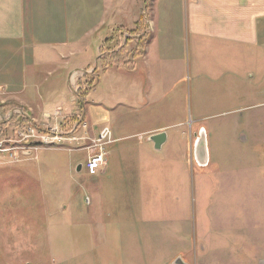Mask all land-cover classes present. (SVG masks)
I'll list each match as a JSON object with an SVG mask.
<instances>
[{
  "label": "rangeland",
  "instance_id": "374dc122",
  "mask_svg": "<svg viewBox=\"0 0 264 264\" xmlns=\"http://www.w3.org/2000/svg\"><path fill=\"white\" fill-rule=\"evenodd\" d=\"M77 1L87 4L88 27L107 4L69 5L76 8ZM125 1L117 0L116 23L88 39L90 57L98 55L99 39L102 54L123 53L124 25L130 28L131 17L146 5L150 17L155 3L132 0L129 17L120 12ZM40 6L52 22L66 16L53 12L50 18V6ZM72 26L74 43L64 50L77 53L81 30ZM12 50L0 66V82L10 73L20 81L14 58L21 52ZM59 76L57 89L71 103L63 115L52 104V111L36 108L33 117L29 105L13 100L12 88L0 83V264H175L178 258L186 264H264V44H191L182 80L162 94L157 118L152 109L140 117L113 106L114 99L124 100V90L110 93L106 81L92 91L95 79L72 76L69 86ZM42 77L34 76L36 82ZM17 95L30 100L28 92ZM104 97L114 101L104 102L110 121L78 124L92 111L88 105ZM156 120L170 135L161 150L140 134ZM202 131L206 166L195 156ZM102 133L109 143L106 168L90 175L87 162Z\"/></svg>",
  "mask_w": 264,
  "mask_h": 264
},
{
  "label": "crops",
  "instance_id": "0c3cea01",
  "mask_svg": "<svg viewBox=\"0 0 264 264\" xmlns=\"http://www.w3.org/2000/svg\"><path fill=\"white\" fill-rule=\"evenodd\" d=\"M41 3L50 6V18L53 12L60 13V17L66 14L62 16V22H52L47 13L39 8ZM81 3L77 1L76 8H73L69 0H0V66L6 60L7 52L14 54L12 48L21 52L20 59L14 58L19 64L16 63V67L21 70L20 81L10 79L12 73L7 74L9 80L4 81L12 88L9 95L13 100L23 105L27 103L34 113L33 117H37L36 108L52 111V104H56L54 110L58 108L62 115L69 110L71 103L57 89L56 76L59 74L61 81L69 86L72 76L95 79L90 84L92 91L106 81L110 93L124 90V100L121 99L124 103L114 99L116 104L113 106H124L131 114L140 117L145 110L152 109L151 115L157 118L158 106L165 99L162 94L173 91L182 80L186 69V50L191 44L196 46L206 41L255 46L264 44V0H155L150 17L146 5L144 11L141 9L140 15L136 11L133 18V4L129 0L128 4L125 1L120 6V12L128 13L132 20L130 28L123 27L124 52L114 50L102 54L104 40L99 39L96 49L99 56L94 52L90 57L92 43L88 39L101 32L111 20L116 23L118 6L117 0H107L106 5L100 6L99 21L92 22L88 27L89 21H84L87 4L84 1ZM97 5L92 6L94 17L99 8ZM70 12L73 15H68ZM73 17L75 20L70 21ZM72 24L81 30L77 45L82 47L77 53L64 50L70 41L74 43ZM139 24L141 27H138ZM117 27L107 36L108 39L111 40ZM48 68H51L50 71ZM34 76L43 77L36 82ZM80 83L84 88L86 81ZM78 91L76 93L80 96ZM17 92H28L30 100H23ZM53 93L58 95L54 97ZM104 98L101 103H90L88 106L92 111L84 113L78 124L90 119L96 127L110 121V108L104 102L112 105L114 101L111 98L104 101ZM158 120L152 123L153 127L140 133L148 134V143L154 150L151 136L168 128ZM169 141L170 135L165 144L168 145Z\"/></svg>",
  "mask_w": 264,
  "mask_h": 264
},
{
  "label": "water",
  "instance_id": "95a60500",
  "mask_svg": "<svg viewBox=\"0 0 264 264\" xmlns=\"http://www.w3.org/2000/svg\"><path fill=\"white\" fill-rule=\"evenodd\" d=\"M150 140L154 143L156 150H161L163 145L168 140V134L161 132L151 136ZM196 160L200 166H206L209 162V155L207 149V139L204 131L201 132L200 138L198 139L195 147ZM82 170V166L78 167V171ZM175 264H186L181 258L175 261Z\"/></svg>",
  "mask_w": 264,
  "mask_h": 264
},
{
  "label": "built area",
  "instance_id": "2783aa9c",
  "mask_svg": "<svg viewBox=\"0 0 264 264\" xmlns=\"http://www.w3.org/2000/svg\"><path fill=\"white\" fill-rule=\"evenodd\" d=\"M105 139H106V134L102 133L98 138V142L96 144L99 150H97V152L93 154L89 159V161L87 162V171L90 175H97L103 172L104 169L106 168L105 166H106L107 152L105 150L104 145L107 144L108 142L105 143Z\"/></svg>",
  "mask_w": 264,
  "mask_h": 264
},
{
  "label": "trees",
  "instance_id": "16d2710c",
  "mask_svg": "<svg viewBox=\"0 0 264 264\" xmlns=\"http://www.w3.org/2000/svg\"><path fill=\"white\" fill-rule=\"evenodd\" d=\"M143 21H145V20H143Z\"/></svg>",
  "mask_w": 264,
  "mask_h": 264
}]
</instances>
